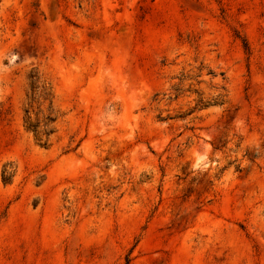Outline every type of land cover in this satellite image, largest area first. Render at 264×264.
<instances>
[{
    "label": "rangeland",
    "instance_id": "1",
    "mask_svg": "<svg viewBox=\"0 0 264 264\" xmlns=\"http://www.w3.org/2000/svg\"><path fill=\"white\" fill-rule=\"evenodd\" d=\"M0 264H264V0H0Z\"/></svg>",
    "mask_w": 264,
    "mask_h": 264
}]
</instances>
